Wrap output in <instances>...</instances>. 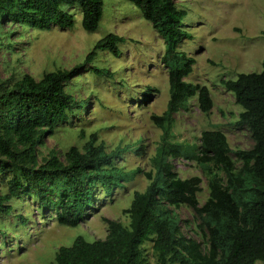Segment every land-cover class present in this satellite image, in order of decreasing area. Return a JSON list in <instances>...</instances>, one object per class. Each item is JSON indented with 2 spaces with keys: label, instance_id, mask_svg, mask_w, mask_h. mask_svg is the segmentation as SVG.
<instances>
[{
  "label": "trees",
  "instance_id": "trees-1",
  "mask_svg": "<svg viewBox=\"0 0 264 264\" xmlns=\"http://www.w3.org/2000/svg\"><path fill=\"white\" fill-rule=\"evenodd\" d=\"M126 1L164 43L160 62L167 68L168 99L161 116H150L161 130L162 146L155 149L152 159L154 173L144 174V190L134 191L129 207L122 211L128 224L102 217L106 225L103 240L85 242L78 237L70 246L56 249L53 264H147L140 250L145 242L151 243L155 264H264V56L260 72L220 81L242 108L235 124L248 130L251 148L234 151L233 160L225 136L211 130L200 133L198 147L189 154L180 145L167 143L172 115L191 97H196L202 114L210 111L212 103L204 86L183 80L194 63L176 50L181 41L190 39L181 27L185 11L176 8L173 0ZM61 6L79 10L83 31L96 30L100 0H0V30L5 23L40 31L52 26L70 29L73 16ZM122 41L107 34L94 44L82 65L44 73L39 80L23 75L15 81H0V179L4 189L0 191V216L10 215L12 199L28 198L39 212L52 213L58 225L75 227L89 218L98 194H111L141 172L116 167L114 161L123 148L106 153L96 144L94 134L81 149L70 147L62 159L54 152L37 159L36 147L77 108V101L64 89L66 82L91 63L97 52L116 57ZM91 70L97 76H110L108 71ZM169 157L192 158L205 169L207 198L201 206L197 201L199 178L180 179L167 162ZM180 206L199 219L201 242L180 232L178 220L168 209Z\"/></svg>",
  "mask_w": 264,
  "mask_h": 264
},
{
  "label": "rangeland",
  "instance_id": "rangeland-1",
  "mask_svg": "<svg viewBox=\"0 0 264 264\" xmlns=\"http://www.w3.org/2000/svg\"><path fill=\"white\" fill-rule=\"evenodd\" d=\"M101 16L94 32L80 26L77 8L61 6L73 16V26L61 30L52 26L40 31L27 26L5 23L0 30V81L18 80L29 75L39 80L44 73L68 70L84 64L94 44L107 34L123 39L119 54L97 52L91 63L66 82L64 89L77 101V108L59 124L52 136H45L36 147L37 159L54 152L59 159L70 148L81 149L94 134L104 152L123 148L115 166L129 172L139 169L132 179L117 186L111 194H98L89 218L75 227L60 226L52 213H41L28 198L12 199V211L0 216V264H53L58 247L70 246L76 238L85 242L103 240L106 225L101 218L128 224L122 211L129 207L134 191L147 185L145 173H154L152 159L162 146L161 130L150 116H161L168 99L167 68L160 58L163 40L139 11L126 0H100ZM185 11L182 29L190 39L181 41L176 50L193 59L191 72L183 79L191 85L204 86L212 107L202 114L196 97L185 101L172 115L167 143L180 145L193 153L202 131H219L225 138L234 160L236 150H249L252 140L248 130L236 126L242 108L234 103L221 80H234L240 73H258L264 56V0H173ZM92 68L108 71L97 76ZM151 90V92H149ZM142 147L141 152L137 151ZM137 153V154H136ZM167 162L180 178L198 177V205L207 198L208 174L192 158ZM235 166L239 164L235 162ZM0 191L4 192L0 179ZM185 237L200 241L199 219L187 207H169ZM22 221L20 220V218ZM205 249V243H201ZM147 264H155L151 243L141 246ZM253 264H261L259 261Z\"/></svg>",
  "mask_w": 264,
  "mask_h": 264
}]
</instances>
